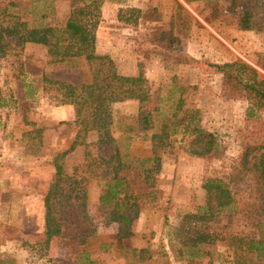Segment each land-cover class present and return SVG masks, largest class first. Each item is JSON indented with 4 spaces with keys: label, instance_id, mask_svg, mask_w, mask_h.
I'll use <instances>...</instances> for the list:
<instances>
[{
    "label": "rangeland",
    "instance_id": "rangeland-1",
    "mask_svg": "<svg viewBox=\"0 0 264 264\" xmlns=\"http://www.w3.org/2000/svg\"><path fill=\"white\" fill-rule=\"evenodd\" d=\"M199 1L191 5L194 12L181 6L173 9L174 2L165 0L100 2L99 19L103 10L104 19L111 25L116 24L113 19H117L118 9L133 8L136 11L132 15L134 23L118 21L116 25H119V29H104L108 30L107 36L101 34L95 37V53L108 56L119 74H142L151 82L152 88L165 86L172 76L176 77L179 84L195 85L194 91L185 93L186 104L191 103L199 109L202 125L213 132L218 140L217 147L204 158L192 156L178 148L163 155L161 168L155 175L153 204L141 208V213L131 224L135 235L121 241L123 248L118 249L115 241L116 223L109 220L108 212L97 203L100 183L94 179L86 183L84 207L75 198L68 199L66 203L54 202L55 218L61 225L60 232L48 239L43 234L42 199L53 177V166L47 161L54 151L60 150L53 143H57L60 138L64 140L62 144L68 146L77 125L73 122L71 105L58 104L50 93L42 90V77L79 84L89 79L86 63L82 58L53 62L46 47L27 43L21 51L23 73L18 79H13L9 75L13 68L7 66L4 58L0 57V259L11 260L12 264H50L52 258L73 259L79 251H86L90 258L101 264H152L151 259L135 261L130 253L132 247H148L154 255L164 252L171 264L182 263L174 252L175 232L182 215L203 204L201 178L205 173L226 171L228 165L238 157L240 145L247 135L244 111L248 102L228 96V85L223 75L210 67L197 69L199 73L192 75L183 68L185 57H181V54L191 57L184 51L186 39L194 38L195 46H205V39H201L205 37L203 20L210 22L208 7H218L205 0ZM7 2L0 0V6ZM12 2L15 6L7 5L8 10L27 15L35 25H46L62 21L71 0ZM170 11H175L177 23L172 30L180 37L178 47L176 44L173 46L179 48L177 54L164 51L150 42V33L167 25ZM214 17L219 18L220 15ZM250 33L241 38L235 35L230 37L227 45L233 54L230 58L239 57L264 74L256 67L257 60L264 62V33ZM191 58L215 61L208 56L199 58L198 54ZM224 61L220 57L216 59L217 63ZM147 72L148 76L145 75ZM188 78L195 81L189 83ZM136 108V100L130 99L111 102L106 109L105 133L117 139L120 145L125 142L123 136L128 134L125 124L134 123ZM23 112L26 121H34V125L22 122ZM260 120L264 128V113ZM37 128L41 133L40 139ZM96 138L95 132H87L84 140L90 143ZM38 139L40 145H37ZM132 147L135 151L147 153L145 141L134 140ZM83 152L84 147L81 145L69 152L65 156L66 168L70 169L80 162ZM91 152L94 153V149ZM219 217L218 221L209 224L216 234V241L210 247L212 264H234L235 259L240 258L233 255V244L228 243V236L250 233L256 216L223 212ZM242 264H264V257L257 261L254 257H248Z\"/></svg>",
    "mask_w": 264,
    "mask_h": 264
},
{
    "label": "trees",
    "instance_id": "trees-1",
    "mask_svg": "<svg viewBox=\"0 0 264 264\" xmlns=\"http://www.w3.org/2000/svg\"><path fill=\"white\" fill-rule=\"evenodd\" d=\"M100 2L71 0L62 21L35 25L27 15L8 10L7 5L15 6L8 0L0 6V57L13 68L9 74L13 79L23 73L21 51L27 43L46 47L53 62L82 58L86 63L89 79L79 84L42 77V90L50 93L58 104L71 105L73 122L77 125L71 143L54 151L47 161L53 166V177L42 199L43 234L48 239L60 232L55 203H66L75 198L84 207L86 183L94 179L100 183L97 203L108 212L109 220L116 223L115 241L119 249L123 248V239L135 235L131 224L141 208L153 204L155 175L161 168L163 155L178 148L204 158L217 147L218 140L202 125L199 109L191 103L186 104L185 93L194 91L195 85L179 84L172 76L165 86L152 88L151 82L142 74H119L108 56L95 53ZM205 2L218 5L217 8L208 7L210 17L235 15L238 29L264 33V0ZM135 11L133 8L118 9L117 21L134 23L132 15ZM41 15L44 17L43 13ZM150 40L169 53L180 51L173 48L179 40L170 27L152 31ZM181 57H185L183 62L190 67L200 70L210 67L221 73L228 85V96L244 99L248 104L244 111L247 135L243 141V137L241 139V151L226 171L205 173L201 178L204 202L182 215L175 232L176 258L182 261L180 264H212L210 247L216 241V234L209 224L218 221L223 212H242L255 215L256 222L250 233L228 236V243L233 244V255L240 258H236L234 264H242L248 257L261 260L264 257V128L260 119L264 113V74L235 56L221 63L198 61L185 54ZM256 67L264 71V62L257 60ZM130 99L137 102L134 123L125 124L128 134L123 136L125 142L120 145L117 139L105 133L106 109L111 102ZM21 120L24 124L34 125V121H26L24 112ZM37 131L40 139L39 128ZM87 132H95L96 140L86 142ZM39 139L37 145H40ZM138 139L147 142V153L132 149V142ZM77 145L84 147L83 158L67 169L65 156ZM130 253L138 262L151 259L152 264H171L164 252L154 255L148 247H132ZM49 261L50 264H101L90 258L86 251H79L73 259L55 257ZM0 264L12 262L0 259Z\"/></svg>",
    "mask_w": 264,
    "mask_h": 264
},
{
    "label": "crops",
    "instance_id": "crops-1",
    "mask_svg": "<svg viewBox=\"0 0 264 264\" xmlns=\"http://www.w3.org/2000/svg\"><path fill=\"white\" fill-rule=\"evenodd\" d=\"M170 1L174 2V4H175L173 9L174 8H180V6H181V7H183V9H186L189 12H194V10L191 9V5L193 6V5H196L197 3L200 2L199 0L191 1V2H186L184 0H165V2H170ZM174 12L170 11V13L168 14L167 21L170 24L167 22V25L163 26V29H167L169 26L171 28V30L172 29L174 30V28L176 27L177 23H175ZM103 13L104 12L102 10L101 11V17L97 23V27L95 30V37H98V35H101V34L102 35L104 34L107 36L108 30L106 31L104 29H114V28L119 29V25H116V24H119L117 19L115 17L113 19L114 23H116V24H112V25L108 24V22L104 19ZM212 18H214V19H212ZM236 19H237V17L235 15L226 14V15H220L219 18L218 17H210L208 19V20H210V22L203 20V25L205 27V29L203 31H205V37L203 36V37H201V39L202 38L205 39V46L203 44L201 46L196 44V46H195V44L193 42H195L196 40L194 38L186 39L188 41L186 43L187 45L184 46L185 53L191 57H194V58L197 57V54H198L199 58L208 56V57H210V60H215L214 62H216L217 57L223 58L224 60H226V58H228L227 60L231 59L230 56L233 54L229 51V49L227 47L230 37L235 35L236 37L241 38L245 35L246 36L249 35L248 34L249 32H251L250 34H252V35L255 32V31H246V30L238 29V27L236 25ZM173 30H172L173 35L175 37H177L175 32H173ZM111 34L116 35L117 33L114 34V32H111ZM179 38L180 37L178 36L177 39L180 42ZM157 62L160 64L159 58H157ZM183 68H185V71H187L189 74L199 73V72H197V68L190 67V66H188V64H185L183 66ZM145 75L148 76V72ZM185 75L187 76V73ZM191 75L189 77H191ZM193 81H195V80H191L189 78L187 79V82H189V83H193ZM64 106H66V105H64ZM59 109L64 110V108H59ZM44 132L42 133L43 134V136H42L43 142L42 143H44V138H43ZM56 142L57 143H53V145L56 148H59L60 150L67 147L66 143L62 144V142H64V140H62L60 138ZM139 213H141V211ZM255 222H256V220H255Z\"/></svg>",
    "mask_w": 264,
    "mask_h": 264
}]
</instances>
